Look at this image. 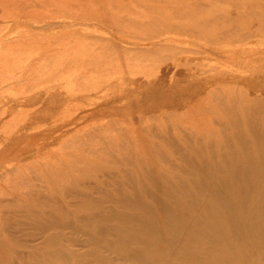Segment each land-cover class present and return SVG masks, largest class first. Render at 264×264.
I'll use <instances>...</instances> for the list:
<instances>
[{"label": "bare ground", "instance_id": "1", "mask_svg": "<svg viewBox=\"0 0 264 264\" xmlns=\"http://www.w3.org/2000/svg\"><path fill=\"white\" fill-rule=\"evenodd\" d=\"M72 21L47 26L81 27ZM37 66L31 62L25 73L36 74ZM217 89L207 93L209 113L218 114L208 135L182 123L168 126L167 113H152L140 115L137 134L109 120L88 129L87 139L71 138L89 166L65 159L71 169L35 167L47 142L0 159V264H264V93L227 97ZM42 97L19 102L30 113L17 137L32 136L25 131L36 123ZM22 111L6 108L1 128L22 121ZM77 120L72 128L62 125L61 137L80 132ZM132 136L143 153L134 151ZM27 226L38 237H20Z\"/></svg>", "mask_w": 264, "mask_h": 264}, {"label": "rangeland", "instance_id": "2", "mask_svg": "<svg viewBox=\"0 0 264 264\" xmlns=\"http://www.w3.org/2000/svg\"><path fill=\"white\" fill-rule=\"evenodd\" d=\"M14 1L0 0V115L8 107L23 111L22 121L0 125L2 160L47 142L35 167L71 169L62 165L65 159L89 166L73 141L87 139L92 127L116 120L133 135L144 124L140 115L167 113L168 126L182 123L208 135L209 120L218 116L208 111L209 89L227 97L264 93V0H36L34 8ZM61 21L81 27L47 26ZM37 54L44 55L35 59ZM33 61L36 74L28 75ZM25 76L30 79L15 81ZM40 94L44 105L25 131L32 136L17 137L29 112L19 102ZM54 116L59 120L53 122ZM78 117L80 132L61 137L62 125L72 128ZM131 142L143 153L138 136ZM28 227L20 237L30 240L37 230Z\"/></svg>", "mask_w": 264, "mask_h": 264}]
</instances>
